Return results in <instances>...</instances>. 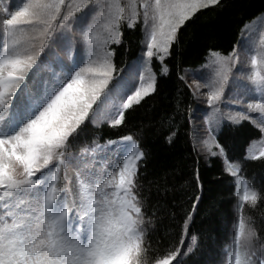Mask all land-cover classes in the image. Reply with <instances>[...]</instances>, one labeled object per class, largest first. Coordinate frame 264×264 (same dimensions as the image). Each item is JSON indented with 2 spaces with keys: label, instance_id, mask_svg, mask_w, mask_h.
I'll use <instances>...</instances> for the list:
<instances>
[{
  "label": "snow or ice",
  "instance_id": "obj_1",
  "mask_svg": "<svg viewBox=\"0 0 264 264\" xmlns=\"http://www.w3.org/2000/svg\"><path fill=\"white\" fill-rule=\"evenodd\" d=\"M218 4L19 0L17 6L0 0V264H184L196 246L194 234L183 253L176 246L163 256L150 255L152 217L145 212L138 177L144 153L133 136L77 143L85 121L120 126L126 110L155 91L151 59L161 61V73L167 74L163 60L178 30L199 10ZM138 21L146 46L138 84L121 77L109 87L116 69L108 45L120 43L122 22L132 28ZM61 53L67 66L60 62ZM49 55L61 64L60 71L43 78ZM211 64L212 77L197 84L193 95L208 89L202 143L210 155L224 159L225 171L234 178L236 217L222 264H264V243L244 212L245 204L254 209L264 195L240 174L238 162L227 160L215 138L222 121L248 120L261 137L250 143L245 158H264V26L240 50L234 47L226 56L212 52ZM229 83V103L240 107L221 111ZM190 220L191 212L180 245H185Z\"/></svg>",
  "mask_w": 264,
  "mask_h": 264
},
{
  "label": "trees",
  "instance_id": "obj_2",
  "mask_svg": "<svg viewBox=\"0 0 264 264\" xmlns=\"http://www.w3.org/2000/svg\"><path fill=\"white\" fill-rule=\"evenodd\" d=\"M18 3L19 0H9L8 5ZM263 15L264 0H219L218 5L199 10L178 30L176 42L163 60L167 74L161 73V61L152 59L155 91L126 110L120 126H97L85 121L87 127L77 147L93 140L104 144L130 134L144 153L138 177L145 212L152 217L147 242L153 258L176 246L183 253L188 238L194 234L196 246L183 258L184 264H222V248L229 242L236 217L234 178L225 171L221 156L205 162L197 147L193 150L199 105L190 81L212 52L226 56L238 48L245 38L246 26ZM120 31V43L109 44L116 69L113 80L125 77L134 82L132 71L141 59L144 31L139 21L132 28L122 22ZM45 63L60 70L61 64L51 55ZM260 137V130L246 120L225 123L215 132L227 160L238 162L240 174L264 195V158H245L250 143ZM213 150L218 152L215 147ZM189 212L185 245H180ZM244 212L252 217L260 242L264 243V199L254 209L245 204Z\"/></svg>",
  "mask_w": 264,
  "mask_h": 264
},
{
  "label": "rangeland",
  "instance_id": "obj_3",
  "mask_svg": "<svg viewBox=\"0 0 264 264\" xmlns=\"http://www.w3.org/2000/svg\"><path fill=\"white\" fill-rule=\"evenodd\" d=\"M7 4H9V0H5ZM261 26H264V15L257 18L255 21L249 23L246 28H245V38L242 40L240 46L237 48V50H240L241 46L244 44L245 40H251V39H255L258 37V33H259V29L261 28ZM145 36V33H144ZM79 46V45H78ZM109 47V45H108ZM146 51V46L143 43V49H142V53H141V59H142V54L143 52ZM76 55H77V61H79L81 59L80 56V47L77 48L76 50ZM155 57H153L152 59H154ZM140 59V61H141ZM151 59V62H152ZM241 59L243 60V56L241 57ZM63 61V63H66V65L69 64V61L67 60L66 56L63 55V53H61L60 55V62ZM151 62H150V67H151ZM58 63V62H57ZM59 65V64H58ZM240 67L239 64H237L236 68L233 69V72H235L238 68ZM52 68V65H48L47 68H45L42 72V77L43 78H51L55 73L59 72L60 70H58V68L54 67L57 70H53L50 69ZM50 69V70H49ZM152 70V67H151ZM139 71H140V66L139 63L136 65V67H134L133 71H132V79L134 81V83L138 84V78H139ZM213 71H214V66L211 64V55L208 59V61L200 67V69L196 72L193 73V76L191 78L190 81V86L191 88L194 90L196 88L197 84H201L203 85L205 83V81L209 80L212 75H213ZM115 83V81L113 80L112 82H110L109 87H111L110 85ZM208 91L207 88L205 87H201L199 89V94L196 96L197 100H198V105H199V118L197 119V122L195 124L196 126V134H195V141H196V147L197 150L199 151V153L202 155L203 159L205 160V162H208L209 159L211 157H213V155H210L204 145H203V141L207 138V125L205 124V120H204V116L205 113L207 111H209V106L206 103V95H204L206 92ZM231 91V83H229L228 85H226L225 87V92H224V96L222 97V102L220 103V109L221 111H225L229 108H233L236 110H239V105H232L229 103V93ZM251 116H256V113H250ZM243 122V121H242ZM225 123H231L228 121H222L218 127V129L216 130V132L225 124ZM214 149V147H213ZM214 151V150H213Z\"/></svg>",
  "mask_w": 264,
  "mask_h": 264
}]
</instances>
